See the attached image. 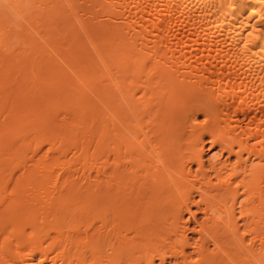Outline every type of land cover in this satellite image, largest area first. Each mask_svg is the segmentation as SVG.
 Instances as JSON below:
<instances>
[{"label":"bare ground","instance_id":"bare-ground-1","mask_svg":"<svg viewBox=\"0 0 264 264\" xmlns=\"http://www.w3.org/2000/svg\"><path fill=\"white\" fill-rule=\"evenodd\" d=\"M0 264H264V0H0Z\"/></svg>","mask_w":264,"mask_h":264},{"label":"rangeland","instance_id":"rangeland-1","mask_svg":"<svg viewBox=\"0 0 264 264\" xmlns=\"http://www.w3.org/2000/svg\"><path fill=\"white\" fill-rule=\"evenodd\" d=\"M208 147V142H207V144H206V148ZM207 152H208V150H205V153H206V155H207ZM190 235V234H189Z\"/></svg>","mask_w":264,"mask_h":264}]
</instances>
